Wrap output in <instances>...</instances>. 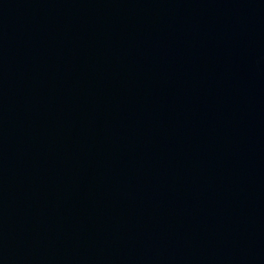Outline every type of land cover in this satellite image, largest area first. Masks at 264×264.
I'll return each instance as SVG.
<instances>
[{
	"label": "water",
	"instance_id": "obj_1",
	"mask_svg": "<svg viewBox=\"0 0 264 264\" xmlns=\"http://www.w3.org/2000/svg\"><path fill=\"white\" fill-rule=\"evenodd\" d=\"M0 264H264V0H0Z\"/></svg>",
	"mask_w": 264,
	"mask_h": 264
}]
</instances>
